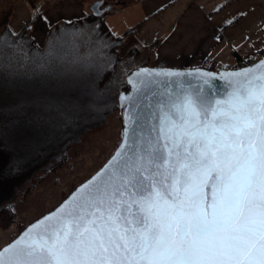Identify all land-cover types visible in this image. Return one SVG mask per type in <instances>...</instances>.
I'll use <instances>...</instances> for the list:
<instances>
[{
  "label": "snow or ice",
  "instance_id": "snow-or-ice-1",
  "mask_svg": "<svg viewBox=\"0 0 264 264\" xmlns=\"http://www.w3.org/2000/svg\"><path fill=\"white\" fill-rule=\"evenodd\" d=\"M134 75L147 103L121 97L112 160L0 264H264V61L221 73L223 93L198 69Z\"/></svg>",
  "mask_w": 264,
  "mask_h": 264
},
{
  "label": "trees",
  "instance_id": "trees-1",
  "mask_svg": "<svg viewBox=\"0 0 264 264\" xmlns=\"http://www.w3.org/2000/svg\"><path fill=\"white\" fill-rule=\"evenodd\" d=\"M27 2L33 14L17 33L9 29L11 12L0 16V129L23 120L36 131L44 130L38 154L29 161V170H47L51 163L52 171L66 162L68 150L88 132L107 125L109 116L118 111V93L128 90L125 76L137 67L150 66V53L159 40L146 47H125L132 28L116 35L106 23L107 12L100 16L91 12L78 19L47 25L42 11L35 8L36 0ZM36 23L40 30H45L40 44L32 36ZM262 56L264 50L241 58L236 55L233 65L221 64V68H238L239 62L246 66ZM118 118L122 123L120 115ZM3 132L0 131V138ZM120 139L121 136L112 152ZM74 189L64 194L61 201ZM13 221L12 206H0V229H7ZM24 228L19 226L13 239Z\"/></svg>",
  "mask_w": 264,
  "mask_h": 264
},
{
  "label": "crops",
  "instance_id": "crops-1",
  "mask_svg": "<svg viewBox=\"0 0 264 264\" xmlns=\"http://www.w3.org/2000/svg\"><path fill=\"white\" fill-rule=\"evenodd\" d=\"M99 1L113 33L122 35L132 28L126 36L130 46L146 47L159 40L150 53V66L194 68L208 60L233 64L236 55L264 50V0H36L35 8L52 25L91 13ZM6 11L11 12L12 33L33 14L27 0H0V16ZM32 36L40 44L45 30L36 23Z\"/></svg>",
  "mask_w": 264,
  "mask_h": 264
},
{
  "label": "rangeland",
  "instance_id": "rangeland-1",
  "mask_svg": "<svg viewBox=\"0 0 264 264\" xmlns=\"http://www.w3.org/2000/svg\"><path fill=\"white\" fill-rule=\"evenodd\" d=\"M129 45L128 41L125 47ZM118 115L115 111L104 128L88 132L80 143L68 150L66 162L52 171L50 162L47 170H29V161L38 154L44 130L36 131L23 120L0 129L4 131L0 138V206L11 205L14 212L11 226L0 229V248L13 240L19 226L26 227L55 208L64 194L90 177L107 160L121 136L122 123Z\"/></svg>",
  "mask_w": 264,
  "mask_h": 264
},
{
  "label": "water",
  "instance_id": "water-1",
  "mask_svg": "<svg viewBox=\"0 0 264 264\" xmlns=\"http://www.w3.org/2000/svg\"><path fill=\"white\" fill-rule=\"evenodd\" d=\"M97 6V7H93V6ZM101 5V2H96L91 6V11L95 16H100L103 13V10H100L99 7ZM262 61H264V56L260 57L258 60L254 61L253 63H250L246 66L240 67V68H228V69H219L217 71H207L204 70L200 67H194V68H183V67H154V66H140L137 67L136 69H134L132 72H130L129 74H127L125 76V82L128 86V90L127 91H121L118 93L117 95V108H118V112L121 115V119H122V130H121V139L117 145V147L114 149V151L112 152V154L108 157V159L103 163V165L96 170L90 177H88L86 180H84L83 182H81L78 186L75 187V189L63 200L61 201L55 208H53L51 211L43 214L41 217L37 218L36 220H34L33 222H31L30 224H28L23 231L16 237L14 238L11 242H9L8 244L4 245L2 248H0V250H3L4 247H6L7 245L13 243L16 239H19V237L33 224L37 223V221L41 220L43 217L49 215L51 212H54L56 209H58L65 201L69 200V198L79 189L81 188L82 185L88 183L89 181H91L93 179V177H96L98 173H100L108 164L109 162L112 160V158L114 157V155L116 154L117 150L120 148L121 144L123 143L124 140V132H125V113H127L129 111V101L128 100H124L123 102L121 101V97H128V96H132L134 100H136L137 97H141L140 100V110L143 111L144 110V104L147 103L146 100L142 99V93L141 92H137L134 93L133 92V86L132 84H130L128 81L130 78L133 79H137L135 77V73L139 72L141 69H148L150 71H178V72H193L195 70H201V71H205V72H211L213 74H215V76L217 77L216 80H214V87H215V91L217 93H223L225 91V81L222 79H219V76L221 73H231V72H239V71H243L244 69L247 68H255L258 64H260ZM159 79H163V78H159ZM173 80H175L176 78H172ZM191 82L193 85L196 83V81L191 80V78H186L185 83L187 84L188 82ZM160 90V86L158 85H154L153 88L151 89H147V90H143L148 96H152L153 92H158ZM123 105V106H122Z\"/></svg>",
  "mask_w": 264,
  "mask_h": 264
},
{
  "label": "built area",
  "instance_id": "built-area-1",
  "mask_svg": "<svg viewBox=\"0 0 264 264\" xmlns=\"http://www.w3.org/2000/svg\"><path fill=\"white\" fill-rule=\"evenodd\" d=\"M199 67L207 71H217L219 69H222L221 62L218 60L203 61ZM240 67H243L242 62L238 63V68Z\"/></svg>",
  "mask_w": 264,
  "mask_h": 264
},
{
  "label": "bare ground",
  "instance_id": "bare-ground-1",
  "mask_svg": "<svg viewBox=\"0 0 264 264\" xmlns=\"http://www.w3.org/2000/svg\"><path fill=\"white\" fill-rule=\"evenodd\" d=\"M138 45V44H137ZM134 47V46H133ZM114 48V47H113ZM136 48V47H135ZM111 49V48H110ZM40 51V50H39ZM110 51V50H109ZM119 51V50H118ZM117 52V51H116ZM37 53H38V50H37ZM112 55V54H111ZM130 60V59H129ZM235 61V60H234ZM224 64V63H223ZM233 65V64H232ZM110 73V72H109ZM110 75V74H109ZM117 76V75H116ZM108 77V76H107ZM72 81H73V79H72ZM109 81V80H108ZM71 83V82H70ZM95 84V83H94ZM103 86V85H102ZM106 87V86H105ZM20 88H21V86H20ZM109 88V87H108ZM24 90H25V88H24ZM110 90H111V88H110ZM102 95V94H101ZM92 101V100H91ZM94 101V100H93ZM103 101V100H102ZM100 103H101V101H100ZM106 103H108V102H106ZM101 106V105H100ZM102 107V106H101ZM100 107V108H101ZM107 110H109L108 109V107L106 108ZM104 110V109H103ZM102 112V111H101ZM104 112V111H103ZM109 112V111H108ZM105 113V112H104ZM110 117V116H109ZM69 156H70V154H68Z\"/></svg>",
  "mask_w": 264,
  "mask_h": 264
}]
</instances>
